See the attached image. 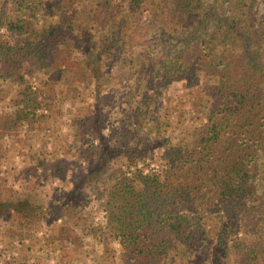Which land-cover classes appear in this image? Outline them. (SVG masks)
<instances>
[{"label":"trees","instance_id":"16d2710c","mask_svg":"<svg viewBox=\"0 0 264 264\" xmlns=\"http://www.w3.org/2000/svg\"><path fill=\"white\" fill-rule=\"evenodd\" d=\"M260 1L0 0V89L15 92L0 98V164L22 158L11 145L33 143L28 128L45 124L32 76L60 83V107L82 97L86 109L85 125L68 128L59 149L52 133L28 148L19 190L0 178V221L28 230L60 216L66 225L70 206L109 180L111 264H264ZM144 17L156 52L127 42ZM65 149L83 167L59 195L52 186L64 170L49 162Z\"/></svg>","mask_w":264,"mask_h":264},{"label":"rangeland","instance_id":"374dc122","mask_svg":"<svg viewBox=\"0 0 264 264\" xmlns=\"http://www.w3.org/2000/svg\"><path fill=\"white\" fill-rule=\"evenodd\" d=\"M258 8L261 18L264 19V0L260 1ZM136 28L133 41L130 37L127 38L132 52L145 50L151 53L159 50L154 38H151V36H153V29L149 27L148 17H144ZM118 60L120 62V57ZM38 79V75L32 76L31 83L34 90H41L43 102L48 105V109L45 107H36L38 113L44 116L46 120L45 124H42L40 129L37 126L28 128L30 130L28 133L36 135L33 143H26V145L23 143L11 145L10 148L17 149V151L21 150L22 155H24L22 158H20V156L17 158L15 157V159L11 161V156L8 154L2 159L0 164V178H2V176H8L9 180L15 183L12 185L13 190H19V187L16 185L19 184V181L15 180V174L21 171L22 181V168L26 167L31 162V153L28 151L31 145L32 147L35 146V148L39 147L40 144L44 142L43 140L47 139L45 136L52 133L54 136L52 135L48 142L52 147H58L57 149H59L60 143L62 145L65 143L68 128L73 129L78 125H85L82 118H84L86 114V109L83 105L85 100L82 99V97L65 101L63 107H60V83L52 87V85H46ZM0 92L2 93V95H0L1 99H6L9 96L15 95V92L9 91L8 88L5 90L0 89ZM174 103H177L180 109H185L181 99L179 101H174ZM51 116L55 121L51 119ZM137 136L139 135H136V137ZM145 141V139L142 140V145ZM117 146L118 145H115V147ZM10 148L9 152H11ZM67 150L65 149V155L58 157L57 155H52L49 162V165L56 163L57 165L53 166H58V169L54 167L51 170L55 169V171L57 170L58 172L60 171V166L64 170L62 177H57L60 181L57 183L54 182L52 186V188L58 190L56 192L59 193V195H61L63 191L71 188L70 185L77 175L76 171H81L83 167L77 158V154L75 155ZM31 151L33 152L34 150ZM61 161H63V163ZM135 162L136 161H134V163ZM9 165L12 167L11 171L8 172V175H4L3 170ZM142 166V164H139L138 168ZM39 168L38 172L42 174L41 170L43 167L41 166ZM45 168L49 170L47 166ZM120 169L125 171L128 170V168L122 169L120 166L114 168L115 171ZM183 170L185 171L182 176L195 178L193 172L190 171L189 168H183ZM48 172H50V170ZM50 177L53 179L54 175L52 174ZM49 178L44 180L45 185L42 186L43 189H41L40 192H48V187L51 182ZM19 186L21 187V185ZM110 186L111 181L109 180L100 181L97 187L93 185L90 200H87V197H85L80 199L76 205L70 206L72 210V220L66 225L64 219L62 217L60 218V216L58 218H53L51 221L45 220L37 227L31 226L28 230L18 227L11 218H8V221L5 222L0 221V264H111L110 246L115 248L118 247V245L113 241L106 229L107 227L112 228V225H109L111 207L108 206L109 203L103 191ZM89 204L91 205L88 208ZM96 219L99 220L98 223H100L101 226L97 224ZM96 226H99L100 230L103 229V232L99 231ZM109 230L110 228L108 231ZM35 231H37L36 235ZM96 231L100 232V235L98 232L96 233ZM98 235L102 236L104 249L103 257H101L100 253H98L94 247L95 239H97L96 237H98ZM212 249L213 248H211L210 251L214 252V249ZM229 251L231 253V250ZM226 255L227 251L224 253V257ZM117 256H119L118 253ZM116 261L119 262V259H116ZM186 262L185 260L181 263L166 262L164 264H184ZM224 262L225 264H232L231 262L228 263L226 258H224Z\"/></svg>","mask_w":264,"mask_h":264},{"label":"built area","instance_id":"2783aa9c","mask_svg":"<svg viewBox=\"0 0 264 264\" xmlns=\"http://www.w3.org/2000/svg\"><path fill=\"white\" fill-rule=\"evenodd\" d=\"M108 206H110V205H108ZM110 207H111V208H110V213H111V211H112V206H110ZM110 213H109V214H110ZM96 221H97V224H98L99 226H101V224H100V223H98V221H99V220H98V219H96ZM101 230H102V232H103V229H101Z\"/></svg>","mask_w":264,"mask_h":264}]
</instances>
